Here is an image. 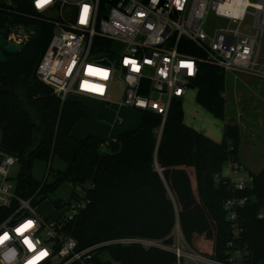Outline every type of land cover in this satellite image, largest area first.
Masks as SVG:
<instances>
[{
  "label": "trees",
  "instance_id": "obj_1",
  "mask_svg": "<svg viewBox=\"0 0 264 264\" xmlns=\"http://www.w3.org/2000/svg\"><path fill=\"white\" fill-rule=\"evenodd\" d=\"M8 1L0 4V29L7 25L11 34L22 25L38 28L35 41L24 44L18 54L5 55L7 62L0 64V151L21 165L16 194L34 205L38 196L52 194L63 183L90 186L89 205L68 230L79 247L127 237L171 246L178 223L192 251L218 262H227L232 250L227 247L233 236L223 204L246 197L238 219L243 232L234 244L248 250L247 264L264 260V166L257 175L249 173L252 187L241 193L232 192L223 180L215 182L224 164L238 162L239 127L225 123L222 141L215 143L184 124L182 101L174 100L162 126L159 115L140 112L139 126L113 137L114 142L108 140L105 149L95 136L73 138V128L88 118L86 107L76 100L62 103L35 77L53 28L32 10V0ZM193 87L196 103L223 121L224 72L199 63ZM54 158L65 169L55 173L52 183L29 175L34 160L50 163ZM7 215L0 209V222ZM106 251L117 264H176L174 254L159 249L112 246Z\"/></svg>",
  "mask_w": 264,
  "mask_h": 264
},
{
  "label": "built area",
  "instance_id": "obj_2",
  "mask_svg": "<svg viewBox=\"0 0 264 264\" xmlns=\"http://www.w3.org/2000/svg\"><path fill=\"white\" fill-rule=\"evenodd\" d=\"M31 7L53 28L35 77L62 103L82 97L116 104L159 115L162 126L172 102L182 101L194 89L199 63L221 69L225 89L228 77L233 83L241 77L264 80L257 48V36L264 32V0H32ZM210 14L226 22L212 36L203 28ZM247 18L251 32L242 31ZM28 41L15 30L7 40L21 45ZM118 84L121 91L115 100ZM227 163L230 178L219 174L215 182L223 180L232 192L251 189L252 176L245 168L232 160ZM15 165H19L16 157L0 151V209L8 212L0 222V264H117L106 251L112 246L167 251L175 255L176 264H247L249 260L248 250L234 244L243 232L238 219L248 203L246 197L223 204L233 236L227 244L232 249L227 262L192 251L178 223L171 246L127 237L81 248L68 230L89 205L90 186H74L71 200L64 204L67 214L42 218L35 214L32 199L20 198L10 183Z\"/></svg>",
  "mask_w": 264,
  "mask_h": 264
},
{
  "label": "rangeland",
  "instance_id": "obj_3",
  "mask_svg": "<svg viewBox=\"0 0 264 264\" xmlns=\"http://www.w3.org/2000/svg\"><path fill=\"white\" fill-rule=\"evenodd\" d=\"M250 2L255 3L257 0H250ZM8 3V0H0V4ZM225 25V21L210 14L203 28L209 36H212L215 30ZM242 31L251 32V18L246 19L242 26ZM257 48L259 61L264 62V32H260L257 36ZM230 79L231 77H228L226 81L224 95L226 102L225 119L223 121L216 119L196 103L195 89H189L187 94L182 98L184 121L188 127L193 128L199 133L203 132L201 134L209 136V138L216 142L222 141L225 123L230 125L236 124L240 129V143L238 148L239 162L245 168L246 172L257 175L264 166V80L248 78L245 80L246 84H243V77L236 83H233ZM120 91L121 85H115V100L119 99ZM71 100H76L86 105L89 120L82 122L80 125L83 126L86 123L88 126L91 125V122H89L90 112L93 107L92 103L95 104V102L82 97H72ZM24 109L29 113L33 122L38 125L39 122L33 110L27 104H24ZM116 117L118 119L117 125H120L123 122V118L121 115ZM96 121L102 122L103 120L97 117ZM64 169L65 163L58 158H54L50 163L44 159H36L31 164L29 175L37 182L41 183L46 180L50 184L54 180L55 173L63 171ZM19 173H21L20 164L15 165L9 173L11 178L10 183L15 188ZM220 176L222 178H230V167L228 163L223 165ZM236 177L237 175H232L233 179H236ZM74 190V186L66 182L61 184L52 194L38 196L34 204L35 214L42 218H57L67 214V208L64 204H67L71 200V194ZM57 201H60L63 206L57 207L55 205ZM107 258L105 254V259ZM259 264H264V260Z\"/></svg>",
  "mask_w": 264,
  "mask_h": 264
},
{
  "label": "crops",
  "instance_id": "obj_4",
  "mask_svg": "<svg viewBox=\"0 0 264 264\" xmlns=\"http://www.w3.org/2000/svg\"><path fill=\"white\" fill-rule=\"evenodd\" d=\"M248 78L249 77H243V80H244L243 84H246L245 80H247ZM92 102H95V104L92 103V106L94 108L92 107V110L90 112L89 122H91V125L88 126L87 123L83 126L80 125L82 122H85L86 120L78 123L71 132V135L73 138L77 140H81L87 137L88 135H92L98 138L99 140L105 142L109 138L117 137L118 135L124 132L136 129L139 126L140 117H141L140 112L138 113L137 111H134L131 109L119 107L118 105H108L107 106L105 103H102V102H98L94 100H92ZM84 106L86 107V105ZM119 115L122 116L123 122H121L120 125H117L118 119L116 116H119ZM97 117L102 118L103 121L97 122L96 121ZM88 120H89V114H88L87 121ZM184 124L186 125L185 121H184ZM202 135L206 136L205 134H202ZM206 137L209 138V136H206ZM212 141L215 143H221V142H216L214 140ZM238 162H239V159H238Z\"/></svg>",
  "mask_w": 264,
  "mask_h": 264
},
{
  "label": "water",
  "instance_id": "obj_5",
  "mask_svg": "<svg viewBox=\"0 0 264 264\" xmlns=\"http://www.w3.org/2000/svg\"><path fill=\"white\" fill-rule=\"evenodd\" d=\"M6 29H0V64H5L7 59L4 54L15 55L21 52L24 48L21 44H15L13 42H6L5 36L7 34ZM15 32L19 36H26L31 41H35L38 34V28L36 25H22L15 29Z\"/></svg>",
  "mask_w": 264,
  "mask_h": 264
},
{
  "label": "flooded vegetation",
  "instance_id": "obj_6",
  "mask_svg": "<svg viewBox=\"0 0 264 264\" xmlns=\"http://www.w3.org/2000/svg\"><path fill=\"white\" fill-rule=\"evenodd\" d=\"M6 27H8L7 25H6ZM6 27H5V29H6ZM3 30V29H2ZM8 30H9V28H7V34H6V36H5V41L7 42V40H8V38L10 37V35L11 34H8ZM4 55H7V54H4ZM9 55V54H8ZM6 57V56H5Z\"/></svg>",
  "mask_w": 264,
  "mask_h": 264
},
{
  "label": "snow or ice",
  "instance_id": "obj_7",
  "mask_svg": "<svg viewBox=\"0 0 264 264\" xmlns=\"http://www.w3.org/2000/svg\"><path fill=\"white\" fill-rule=\"evenodd\" d=\"M38 6H41L40 4H38Z\"/></svg>",
  "mask_w": 264,
  "mask_h": 264
}]
</instances>
